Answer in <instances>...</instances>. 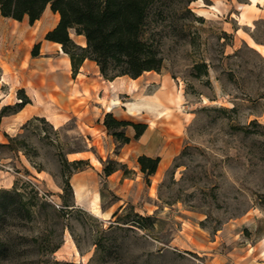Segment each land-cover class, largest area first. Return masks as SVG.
Masks as SVG:
<instances>
[{
	"label": "rangeland",
	"instance_id": "obj_1",
	"mask_svg": "<svg viewBox=\"0 0 264 264\" xmlns=\"http://www.w3.org/2000/svg\"><path fill=\"white\" fill-rule=\"evenodd\" d=\"M167 1L170 18L155 36L161 72L135 82L99 74L101 86L69 108L41 96L60 90L49 86L57 75L34 65L48 61L39 23L0 15V190L30 184L40 199L30 220L1 226L0 264H264V57L250 42L264 46V0ZM187 1L201 21L189 22ZM201 59L211 62L208 76L195 78ZM70 69L59 61L56 73ZM23 95L30 102L21 108ZM106 113L167 129L154 147L162 161L167 146L169 158L148 184L136 163L146 150L130 143L115 154V140L95 125ZM63 159L87 163L72 170L71 190L62 189ZM109 159L134 172L118 171L131 180L128 190H113L103 176L100 160ZM134 214L152 225H132Z\"/></svg>",
	"mask_w": 264,
	"mask_h": 264
},
{
	"label": "trees",
	"instance_id": "obj_2",
	"mask_svg": "<svg viewBox=\"0 0 264 264\" xmlns=\"http://www.w3.org/2000/svg\"><path fill=\"white\" fill-rule=\"evenodd\" d=\"M190 1L185 2L181 9L189 15V22L201 21V17L195 16L188 8ZM47 7L58 15V22L46 32L44 39L60 44L61 50L69 57L73 76L85 60L94 62L100 75L109 80L122 76L136 79L144 72L159 73L163 69L164 58L155 36L160 34L159 27L164 28V22L170 18L167 0H0V15L18 22L27 19L32 25ZM72 33L82 36L85 46L77 45L70 36ZM251 38L256 44H262L253 36ZM189 44L193 45L192 39ZM37 48L38 44L34 45L33 57L37 55ZM210 65L211 62L201 59L193 64L192 75L195 78L208 76ZM29 102L23 95L18 105L22 108ZM102 125L117 144L115 154L123 145L137 140L147 128L145 123L119 120L111 113L104 115ZM127 127L134 131L132 138L125 134ZM159 161L158 156H137L139 172L147 184L155 174ZM100 162L104 177L119 170L123 171L124 177L134 173L116 160ZM80 164L87 163L83 160H62L60 174L63 190H71L69 176ZM38 195V190L30 184L18 188L17 183H13L11 190L1 189L0 230L7 218L30 220L40 202ZM116 214L113 212L112 215ZM134 217L136 220L130 222L138 228L145 227L142 222L153 223V218L149 216L134 214ZM6 250L0 240V255Z\"/></svg>",
	"mask_w": 264,
	"mask_h": 264
},
{
	"label": "crops",
	"instance_id": "obj_3",
	"mask_svg": "<svg viewBox=\"0 0 264 264\" xmlns=\"http://www.w3.org/2000/svg\"><path fill=\"white\" fill-rule=\"evenodd\" d=\"M57 22H58V15L56 13L51 12L50 9L47 7L42 13L41 17L38 20H36L32 25H36L37 23H39V27H40L39 38H40V37H44L46 32L51 30L57 24ZM74 37L78 39V42H75V43L79 46H83L82 41L84 40V38L82 36H77V35H74ZM41 46H42L41 49L43 48L42 52L44 55L47 56L46 59L48 61L34 63L36 67V71L39 74L46 72L50 75H54V74L57 75L58 76L57 86L54 83H50L49 86L51 88L52 87L59 88L60 90L58 93L54 91V89H49L47 91V95L45 94L41 95L44 100L52 99L54 104H60L63 107L69 108V107H73V104H76L77 101H81L86 98V96L83 94L85 91L91 94V92H93L92 90L95 85L98 88L101 86V81L99 77V74H100L99 69L94 62L90 60H85L82 63V65L79 67L78 72L75 74L74 79H73L71 76V69H70L71 66H70L69 57L67 56V54H65L61 50L60 44L47 41L44 39V42L41 44ZM52 51H54V53H52ZM59 61H63L65 67H68L70 69L69 72H66L65 74L56 73L58 72L56 71V67L59 66ZM39 74H37L36 77L38 76L39 78L42 77ZM89 74H92V76H90ZM69 81L74 82L73 85H70ZM35 83L39 84L38 79L36 80ZM75 92H77L79 95L78 96L75 95L74 94ZM81 113L84 114V116H88V119H90L94 115L93 112L88 110V108L81 111ZM35 114L41 115L43 117L47 116V114H45L44 112L41 113L38 110L35 112ZM145 124L147 125L145 132L137 140H131L129 143L125 144L124 146H127L130 143H133L135 144V147L146 150L145 153L148 156H151V157L158 156L159 157L160 154L157 152L154 145L155 143H158V142L161 143L162 141L164 142L167 141L168 139L167 129L165 128L163 130L161 126H158L157 121H155V123L154 121L153 122L147 121L145 122ZM95 125H99L101 133L106 132L105 127L102 125L101 118H99L98 120L96 118ZM133 134H134L133 129L129 127L127 130V136L132 138ZM168 153H169V150L167 149V146H165L163 150V155L165 159L166 157L169 158ZM160 162L161 161H159L158 166ZM158 166H157L156 171L158 170ZM108 181H109L110 187L113 190H116L117 192H123L129 189L128 182L131 180L127 178H121V175L119 174V172L116 171L108 176ZM75 203L76 205H81L82 202H75Z\"/></svg>",
	"mask_w": 264,
	"mask_h": 264
},
{
	"label": "bare ground",
	"instance_id": "obj_4",
	"mask_svg": "<svg viewBox=\"0 0 264 264\" xmlns=\"http://www.w3.org/2000/svg\"><path fill=\"white\" fill-rule=\"evenodd\" d=\"M260 1H262V0H250V2L252 3V4H254V3H256V2H260ZM210 9H213V10H215L216 8L214 7V6H210ZM198 15H201L200 14V12L199 13H197ZM2 21V20H1ZM7 24V23H6ZM6 26V25H5ZM10 27V26H9ZM16 27H18V26H16ZM11 29V28H10ZM8 32V31H7ZM0 35H2V34H0ZM11 35V34H10ZM3 37V36H2ZM251 42V46L254 48V49H256L263 57H264V46H262V45H259V44H256V43H254L253 41H250ZM82 44H83V46H85V41L83 40L82 41ZM145 74H148V72L146 73V72H144ZM150 73V72H149ZM132 80V82H135L134 81V79H131ZM158 92V94L160 95L161 94V90L160 91H157ZM157 94V93H156ZM155 96V95H154ZM154 96H153V98H154ZM157 96V95H156ZM150 98H152V97H150ZM110 103V102H109ZM112 105H114V103H110L108 106H107V110L108 111H110L111 110V107H112ZM154 105V104H153ZM138 106V105H137ZM155 106V105H154ZM114 109V108H113ZM130 113V112H129ZM165 165V159H163L161 162H160V164H159V166H158V170L160 171L162 168H163V166ZM79 199H80V197H79ZM93 201V200H92ZM81 202L82 203H87L86 205L88 206V207H90V209L93 211V212H95V215L96 216H98V210L95 208V206L96 205H94V207L91 205V203H90V201L88 202V201H83V200H81ZM94 214V213H93Z\"/></svg>",
	"mask_w": 264,
	"mask_h": 264
}]
</instances>
